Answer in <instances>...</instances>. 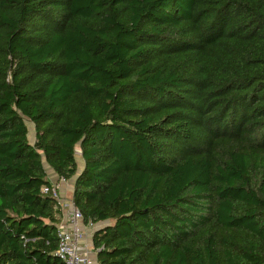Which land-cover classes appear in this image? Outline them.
Instances as JSON below:
<instances>
[{
    "label": "trees",
    "instance_id": "obj_1",
    "mask_svg": "<svg viewBox=\"0 0 264 264\" xmlns=\"http://www.w3.org/2000/svg\"><path fill=\"white\" fill-rule=\"evenodd\" d=\"M43 158L98 264H264V0H0V264H64Z\"/></svg>",
    "mask_w": 264,
    "mask_h": 264
},
{
    "label": "built area",
    "instance_id": "obj_2",
    "mask_svg": "<svg viewBox=\"0 0 264 264\" xmlns=\"http://www.w3.org/2000/svg\"><path fill=\"white\" fill-rule=\"evenodd\" d=\"M43 193L51 195L58 201L62 214L65 212L70 224L75 225L79 221H84L81 212L76 208L74 202L66 211L65 200L61 197L60 188L54 184L43 187ZM93 227V224H90ZM83 230L78 227L58 225V247L56 251L57 258L64 264H98L91 255L79 250L78 241L83 237Z\"/></svg>",
    "mask_w": 264,
    "mask_h": 264
},
{
    "label": "crops",
    "instance_id": "obj_3",
    "mask_svg": "<svg viewBox=\"0 0 264 264\" xmlns=\"http://www.w3.org/2000/svg\"><path fill=\"white\" fill-rule=\"evenodd\" d=\"M48 174L47 175H48V179L50 180V182L60 188L61 197L63 200H65V202L67 204V206L64 208V210L66 211L67 209L70 208V204L73 202L72 195H73V188H74L75 179H73L72 182L60 179L52 168H50ZM69 183H71V184H69ZM68 190L70 191L69 193H71L70 197L67 196ZM67 199H68V201H67ZM60 224L62 226L70 227V229H72L73 227H78V228H81L83 230L84 235H83L82 239L80 241H78L79 250L83 253H87V254L91 255L93 257V259L97 262L96 252H95L94 247H93V234L95 232V229H94L95 225L93 227H91L90 225H86L84 223V221H79L75 225H72L68 221V218H67L65 212L61 216Z\"/></svg>",
    "mask_w": 264,
    "mask_h": 264
},
{
    "label": "rangeland",
    "instance_id": "obj_4",
    "mask_svg": "<svg viewBox=\"0 0 264 264\" xmlns=\"http://www.w3.org/2000/svg\"><path fill=\"white\" fill-rule=\"evenodd\" d=\"M27 121V125H28V128H29V139H30V142L31 143H34L35 141V129H34V125L32 123H30L28 120ZM76 160H77V163H78V168H79V171L82 170V168L84 167V161L81 157V149L79 146L76 147ZM43 162H44V167H45V170L47 172V174L49 173V170L50 168L48 167V164L45 162V159L43 158ZM49 175V174H48ZM73 180V179H72ZM72 180H70L72 182ZM71 184V183H69ZM70 191L68 190L67 191V196L70 197L71 196V193H69ZM68 201V199H67ZM102 226V224L100 226H95L94 229H98Z\"/></svg>",
    "mask_w": 264,
    "mask_h": 264
},
{
    "label": "water",
    "instance_id": "obj_5",
    "mask_svg": "<svg viewBox=\"0 0 264 264\" xmlns=\"http://www.w3.org/2000/svg\"><path fill=\"white\" fill-rule=\"evenodd\" d=\"M45 162H46V160H45ZM44 163V162H43ZM47 163V162H46ZM49 167V166H48ZM50 168V167H49Z\"/></svg>",
    "mask_w": 264,
    "mask_h": 264
}]
</instances>
